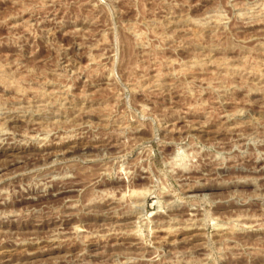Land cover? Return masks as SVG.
Returning <instances> with one entry per match:
<instances>
[{"label": "rangeland", "instance_id": "obj_1", "mask_svg": "<svg viewBox=\"0 0 264 264\" xmlns=\"http://www.w3.org/2000/svg\"><path fill=\"white\" fill-rule=\"evenodd\" d=\"M0 264H264V0H0Z\"/></svg>", "mask_w": 264, "mask_h": 264}]
</instances>
